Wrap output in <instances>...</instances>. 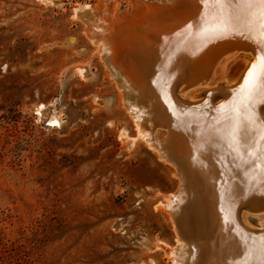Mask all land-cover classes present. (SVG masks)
<instances>
[{"label":"rangeland","instance_id":"rangeland-1","mask_svg":"<svg viewBox=\"0 0 264 264\" xmlns=\"http://www.w3.org/2000/svg\"><path fill=\"white\" fill-rule=\"evenodd\" d=\"M131 1L0 0V264L174 262L178 236L166 204L178 179L138 133L83 13L91 4L96 15L121 13ZM236 52L218 64L215 79L232 82L247 62ZM225 170L228 180L242 172ZM202 173L215 177L210 167ZM246 212L257 223L264 213ZM182 229L200 264L201 230L192 237Z\"/></svg>","mask_w":264,"mask_h":264},{"label":"bare ground","instance_id":"bare-ground-1","mask_svg":"<svg viewBox=\"0 0 264 264\" xmlns=\"http://www.w3.org/2000/svg\"><path fill=\"white\" fill-rule=\"evenodd\" d=\"M195 1V11H189L188 15L191 14L187 20H177V14L185 10H181L182 5L168 12L151 11L143 20L138 19L136 15L141 6L137 0L131 1V9L121 13L106 8L103 15H96L92 4L86 5L83 13L91 15V39L103 46L104 60L124 93L126 107L134 114L138 133L156 151L158 158L172 167V173L178 179L177 187L166 204L178 236L173 264H196L192 257L194 250L191 252L190 242L187 243L189 240H183L180 228L186 230L184 233L190 232L192 237L197 228L201 230L200 237L204 238V247L200 253L205 258L200 264H264V232L255 233L264 229V213H259L264 211V201L262 203L260 200L264 197V144L261 141L264 121L257 112L258 105L264 103V92L260 91L258 84L256 98L252 103L247 104L242 97L249 73L254 67L259 71L263 58L260 55L262 51L264 53V35L258 28H261L264 0H222L219 4L216 0ZM99 10H103V7ZM134 14L137 17L135 27L131 25L127 28L126 17ZM173 21L176 24L171 27L176 28L156 36L152 34L143 45L144 38L151 30L159 29L163 26L162 23ZM216 28L223 31L206 34V30ZM261 31L263 32L262 28ZM235 39L256 48L255 60L244 74L241 84L231 89L248 61H244L239 72L232 77V82L226 83L221 77L215 79L220 62L239 51L237 47L223 49L207 57L186 80H182L174 90V95L183 105H173L166 90V84L168 85L167 82L173 75L172 68L184 73L194 62V58L206 48ZM242 54L246 59L252 58V51L244 49ZM224 55L226 56L223 57ZM210 79L212 85L205 91L216 87L226 89L216 94L211 101L218 103L225 100L216 107L184 106L200 101L205 91L196 94L193 92ZM186 90L190 91V96L185 97ZM197 96L200 99L195 100L194 97ZM152 100L156 103L152 104ZM260 113L264 114V108ZM158 115L164 118L166 115L170 126L156 122ZM56 121L55 117L49 119L51 125ZM157 128L165 129V135L168 134L169 137L167 142L154 139ZM233 129H236L235 136ZM225 154L230 159L229 163L224 159ZM208 167L214 169L215 177L212 181H206L204 175L201 176L204 174L203 169ZM226 167L234 170L241 168V174L235 179L237 182L221 176L222 171L228 174ZM187 187L190 188V196ZM246 198L251 209L240 210L238 216L241 225L250 232L239 230L232 215L233 205ZM187 200L183 209L185 211L181 213V207ZM212 204L217 206L215 211L212 210ZM246 211L259 213L255 216L261 221L257 223L254 214ZM246 219L256 223L258 228L250 226ZM213 222H217L216 227L223 226L219 236L217 235L215 247L212 246L211 250L209 240L216 228Z\"/></svg>","mask_w":264,"mask_h":264},{"label":"water","instance_id":"water-1","mask_svg":"<svg viewBox=\"0 0 264 264\" xmlns=\"http://www.w3.org/2000/svg\"><path fill=\"white\" fill-rule=\"evenodd\" d=\"M141 6V10L139 12V14H137L136 16L138 17V19H144V17H146V15L148 13H150L151 11H158V12H163V11H169L171 10L172 8H175V7H178L179 5H182V9H185L183 12L181 13H178L176 17H178L177 20L179 19H185L187 20V18H189L190 14L188 15L189 11L190 12H193L195 11V5H196V1L195 0H167L166 2H158V1H146V0H137ZM181 7V6H180ZM135 14L134 15H128L126 18V21H125V26L128 28L130 27L131 25L133 27H135V21H136V17ZM137 19V20H138ZM176 20V21H177ZM185 20H184V23H185ZM176 21H173V22H165V23H162L163 26L159 27V29L157 30H151L150 33L148 35H146L147 37H143L144 40H143V45H144V42H146V39L150 36H152V34H154L153 36H156L158 34H160L161 32H166L168 30H171V29H174L176 28V26L174 27H171L172 25H175L176 24ZM133 23V24H132ZM110 24V22H109ZM160 29H163V30H160ZM160 30V31H158ZM158 31V32H156ZM139 46L142 48V46L140 45V43H138ZM232 47H237L239 48L238 50H241L243 51L245 49V51H252V58L251 59H247L248 63H247V66L245 67L243 73L241 74L239 80L236 82L235 85H233V87H231V89H235L236 87H238L240 84H241V80L244 76V74L246 73V71L249 69L250 65L254 62L255 60V55L254 53L256 54L255 52V46H249L247 45L246 43H244L243 41L241 40H228L226 42H222L221 44H217L215 46H209V48H206L203 52H201L197 58H194V62L186 69V71L183 73L182 71H179L177 72L176 69H173L172 68V72H173V75L169 78L168 80V85L166 84V90L168 92V95H169V99L170 101L172 102L173 105H176V106H179V105H183L182 102L177 99V97L174 95V90L177 88V86L182 82V80H186L190 75L192 74V71L195 69V67L198 65V64H203V62L205 61V59L207 57H211L213 54L217 53L218 51L220 50H223V49H227V48H232ZM144 48V47H143ZM206 56V57H205ZM219 88V89H218ZM226 89H224V87H216V88H212V89H209L207 91H205V95L200 99V101L198 103H191V104H186L184 106H190L191 105H204V107L206 106H210V107H216L217 105L221 104L225 99H222L221 101H219L218 103H214L212 102L211 100L213 99V97L218 94V93H222L224 92ZM150 94V93H149ZM149 98L152 99L149 95ZM153 102V100H152ZM156 103V101H154ZM154 102L152 104H154ZM264 108V103H260L258 105V108H257V112H258V115L260 117L261 120L264 121V114L260 113V110ZM159 116V115H158ZM170 117V116H168ZM159 124L161 125H164V126H170L169 124V119L166 118V115H165V118L161 115V117L159 116L157 121ZM263 135H261V141L262 143L264 144V131L262 132ZM168 134L162 139V143L164 142H167V139H168ZM179 168L180 165H178ZM188 188V193H189V196L192 195L191 194V191H190V188ZM189 198V197H188ZM248 198L244 199V200H241L237 203H235L232 207V215H233V221H234V224L235 226L239 229V230H247L245 229L240 221H239V216H238V213L240 210H249L251 209V206L249 204V200H247ZM261 201L263 200L264 201V197H261L260 199ZM262 201V203H263ZM188 203V200L187 202L181 207V210L184 209V207H186ZM209 206H210V202H209ZM213 206V211L216 210V205L215 204H212ZM185 210H183L181 213H183ZM206 223V222H205ZM215 224V225H214ZM203 225V224H202ZM213 225L214 227H216L217 225V222H213ZM222 226L223 225H218L216 228H215V231L213 232L212 236H211V239L209 240V245H210V248L212 250V246H214L216 240L218 239L217 238V235L219 236V233L221 232L222 230ZM249 231V230H247ZM250 232V231H249ZM264 232V229L262 230H259V231H255V233H262ZM192 241V239L189 240V242ZM215 247V246H214ZM214 249V248H213ZM198 250H194V256L195 254H197ZM213 259V258H212Z\"/></svg>","mask_w":264,"mask_h":264},{"label":"snow or ice","instance_id":"snow-or-ice-1","mask_svg":"<svg viewBox=\"0 0 264 264\" xmlns=\"http://www.w3.org/2000/svg\"><path fill=\"white\" fill-rule=\"evenodd\" d=\"M216 2L222 3V0H216ZM261 27L264 28V13L261 14ZM217 31H223L221 28L206 30V34L215 33ZM259 84L260 91L264 92V58L261 59L259 65V71L254 67L253 71L249 73V79L246 81L245 88L242 90L243 100L247 102V104L252 103V101L256 98L257 94V86ZM245 104L244 106H247ZM236 129H233V136H235Z\"/></svg>","mask_w":264,"mask_h":264}]
</instances>
